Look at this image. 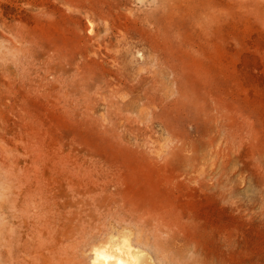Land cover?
<instances>
[{"label": "rangeland", "instance_id": "obj_1", "mask_svg": "<svg viewBox=\"0 0 264 264\" xmlns=\"http://www.w3.org/2000/svg\"><path fill=\"white\" fill-rule=\"evenodd\" d=\"M124 236L264 264V0H0V264Z\"/></svg>", "mask_w": 264, "mask_h": 264}, {"label": "bare ground", "instance_id": "obj_2", "mask_svg": "<svg viewBox=\"0 0 264 264\" xmlns=\"http://www.w3.org/2000/svg\"><path fill=\"white\" fill-rule=\"evenodd\" d=\"M142 243L127 236L120 241L111 239L104 246H95L93 264H154L153 256Z\"/></svg>", "mask_w": 264, "mask_h": 264}]
</instances>
